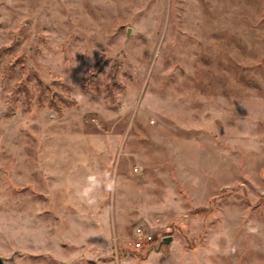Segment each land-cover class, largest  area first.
Masks as SVG:
<instances>
[{"label":"rangeland","instance_id":"rangeland-1","mask_svg":"<svg viewBox=\"0 0 264 264\" xmlns=\"http://www.w3.org/2000/svg\"><path fill=\"white\" fill-rule=\"evenodd\" d=\"M0 264H264V0H0Z\"/></svg>","mask_w":264,"mask_h":264},{"label":"built area","instance_id":"built-area-1","mask_svg":"<svg viewBox=\"0 0 264 264\" xmlns=\"http://www.w3.org/2000/svg\"><path fill=\"white\" fill-rule=\"evenodd\" d=\"M153 240V235L147 231H145L140 226H136L134 228V239L132 241V245L135 248H141L144 243H149Z\"/></svg>","mask_w":264,"mask_h":264},{"label":"clouds","instance_id":"clouds-1","mask_svg":"<svg viewBox=\"0 0 264 264\" xmlns=\"http://www.w3.org/2000/svg\"><path fill=\"white\" fill-rule=\"evenodd\" d=\"M90 182H91V183H94V180H93V181H90ZM116 186H117V185H116V182H115V181H113V182H111L109 185H107V187H108V189H109L110 191H111V190H115ZM92 190H93L92 188L85 189L83 195L87 197V196L91 193ZM89 203H94V201L89 200ZM250 231L255 232L256 229H255V228H251Z\"/></svg>","mask_w":264,"mask_h":264},{"label":"trees","instance_id":"trees-1","mask_svg":"<svg viewBox=\"0 0 264 264\" xmlns=\"http://www.w3.org/2000/svg\"><path fill=\"white\" fill-rule=\"evenodd\" d=\"M109 90H108V87H106L105 89H104V95H105V97H108V95H107V92H108ZM57 96H59V95H57ZM62 101V103L63 104H65V105H70V104H72L73 102H74V100L73 99H71V101L70 102H68L67 100H65V99H63V100H61ZM48 104L51 106V107H54L55 109H57V104H55V102H54V99H48Z\"/></svg>","mask_w":264,"mask_h":264},{"label":"water","instance_id":"water-1","mask_svg":"<svg viewBox=\"0 0 264 264\" xmlns=\"http://www.w3.org/2000/svg\"><path fill=\"white\" fill-rule=\"evenodd\" d=\"M171 239H172V236L170 234L163 235L162 237H160L157 245L155 246V249L158 250L161 245H167L171 241Z\"/></svg>","mask_w":264,"mask_h":264}]
</instances>
